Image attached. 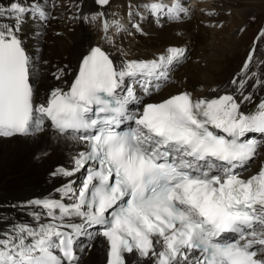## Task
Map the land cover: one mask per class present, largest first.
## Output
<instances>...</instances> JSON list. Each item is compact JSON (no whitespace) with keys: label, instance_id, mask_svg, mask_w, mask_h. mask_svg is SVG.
<instances>
[{"label":"snow or ice","instance_id":"1","mask_svg":"<svg viewBox=\"0 0 264 264\" xmlns=\"http://www.w3.org/2000/svg\"><path fill=\"white\" fill-rule=\"evenodd\" d=\"M50 7L46 0L0 5V137L51 132L71 140L80 146L73 167L51 175L83 170L84 179L79 187L74 180L63 184L59 198L30 201L31 222L0 216V264H81L94 235L108 242L107 264H126V253L143 264H264V166L243 175L264 147L250 135L264 139V101L255 112L241 110L251 100L246 78L264 29L242 74L230 81L231 94L193 99L179 92L145 104L142 96L169 81L186 49L117 64L97 45L82 56L67 90L52 88L42 97L35 86L39 49L29 53L23 32L32 18L43 40ZM143 11L157 24L188 14L181 0H146ZM106 16L91 19L104 17L102 39L111 43V29H126ZM128 23L142 32L140 23ZM62 75L52 73L56 80ZM255 83L264 87V76Z\"/></svg>","mask_w":264,"mask_h":264},{"label":"bare ground","instance_id":"2","mask_svg":"<svg viewBox=\"0 0 264 264\" xmlns=\"http://www.w3.org/2000/svg\"><path fill=\"white\" fill-rule=\"evenodd\" d=\"M77 1V7H66L65 17V8L62 13L50 5V0H46L51 6L53 18L45 30L43 40L36 35L38 22L29 18L25 24L23 35L29 53L35 54L39 49L35 86L42 97L52 88L67 90L78 72L80 59L90 47L97 45L110 52L117 64L125 59L151 60L171 47L186 49V58L174 68L169 81L161 84L159 90L154 91L152 95L142 96L145 104L159 103L179 92H189L193 99L212 98L225 92L233 93L234 86L230 81L242 74L243 65L240 64L246 57L241 48L246 47L249 39V30L242 27V24L229 42H218L217 45L211 46L208 42L215 39H211V30L205 26L206 22L211 20L205 21L203 13H197L195 19L186 15L182 20L166 21L162 24L135 15L132 16L134 23H140L142 27V32H137L128 24L131 18L128 15L129 10L136 5L137 0H112L107 8V5L99 7L93 0ZM145 2L146 0H139L140 5ZM6 4V0H0V5ZM198 6L204 7L206 4L199 2ZM257 7L264 11L263 4ZM73 10L74 17H69L68 13L72 14ZM262 11L260 15H263ZM101 12L107 14L106 19L109 22L120 21L126 29H111V43L102 39L104 17L95 21L91 19ZM199 20L200 23L197 22ZM222 43L223 46L220 47ZM187 57H190V60H187ZM255 57L256 69H251L250 65L244 90V95L251 94V100L241 105V110L246 113L255 112L259 103L264 101V87L255 83L264 76V54H255ZM200 63L204 65L200 67ZM58 69L63 70L61 80L52 76ZM235 95L239 98L238 92ZM135 107L137 106L130 105V108ZM250 135L254 138V134ZM256 140L264 143L262 138ZM78 150L80 146L75 142L57 140L51 132L34 138L0 137V216L12 222H31L29 212L33 209L30 201L59 198L57 189L69 180H74V186L79 187L83 170L73 177L51 175L58 168H72V158ZM43 153L46 155H42ZM261 166H264V147L258 150V155L250 163L249 171L243 175H252ZM13 205L17 207H12ZM2 223L0 222V225ZM89 241L91 248L83 252L81 264H104L109 249L107 242L98 236ZM125 261L126 264H143L142 258L134 254L125 255Z\"/></svg>","mask_w":264,"mask_h":264},{"label":"rangeland","instance_id":"3","mask_svg":"<svg viewBox=\"0 0 264 264\" xmlns=\"http://www.w3.org/2000/svg\"><path fill=\"white\" fill-rule=\"evenodd\" d=\"M6 1L8 2V0ZM111 1L112 0H110V3L105 8H107L111 4ZM199 2L205 3L206 6L199 7L198 6ZM182 3L184 4V7L188 9L189 14L187 15L189 17L195 19L197 18L196 16L197 13H203L205 14L204 15L205 21L211 20L210 21L211 23L206 22L205 24V26H207V28L209 27L208 29L211 30L210 31V36L212 37L211 39H215V41L212 40V42L210 41L208 42L211 46L217 45L218 42L220 43L229 42L231 38L235 36V33L237 29L241 26V24H242V27H244L246 30H249V35H248L249 39L246 43V47L241 48V52H244V56L246 58L249 54V51L253 48L254 41L257 40L260 30L264 29V11H262V9L257 7V6L260 7V4H263V7H264V0H199V1L182 0ZM135 4L139 5V0H137ZM50 5L54 6L57 10L62 11V13L65 8V12H66L65 17H67L66 7L67 6L71 8L77 7L79 5V1L77 0H50ZM131 9L135 11L136 6L132 7ZM261 11L263 12V15H260ZM72 12H73L72 14L68 13L69 17L70 16L74 17V10ZM141 14L142 12L140 8L136 16L138 18L143 17L145 19L147 18L151 19L146 13L142 15ZM260 16L262 17L259 18ZM130 20L132 23H134V18L131 17ZM197 22L200 23L201 21L199 20ZM41 42L43 43L44 41H41ZM223 43L221 44L220 47L223 46ZM158 52L159 51H155V53H158ZM256 54L258 55L264 54V41H261L257 44ZM187 60H190V57H187ZM245 60H242L240 65H244ZM199 65L200 67H202L204 64L200 63ZM251 69L253 70L256 69V57H254V63L251 65ZM39 198H42V197H39Z\"/></svg>","mask_w":264,"mask_h":264},{"label":"water","instance_id":"4","mask_svg":"<svg viewBox=\"0 0 264 264\" xmlns=\"http://www.w3.org/2000/svg\"><path fill=\"white\" fill-rule=\"evenodd\" d=\"M100 6V5H99Z\"/></svg>","mask_w":264,"mask_h":264}]
</instances>
